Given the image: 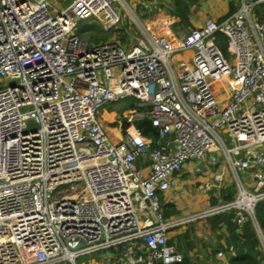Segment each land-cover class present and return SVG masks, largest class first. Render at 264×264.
I'll use <instances>...</instances> for the list:
<instances>
[{"label": "built area", "instance_id": "built-area-1", "mask_svg": "<svg viewBox=\"0 0 264 264\" xmlns=\"http://www.w3.org/2000/svg\"><path fill=\"white\" fill-rule=\"evenodd\" d=\"M258 1L239 0L229 15L162 44L126 0H70L57 10L49 0H0V264H77L99 252L104 264H181L169 232L223 212L239 228L250 220L264 256L255 216L264 200ZM123 11L140 27L134 45L77 32L81 20L115 27ZM184 51L190 62L175 65ZM126 96L138 102L113 141L98 108ZM142 119L158 130L155 146L141 136ZM191 159L215 168L199 190L218 198L230 183L235 195L165 216L160 196ZM208 264L231 263L217 249Z\"/></svg>", "mask_w": 264, "mask_h": 264}, {"label": "rangeland", "instance_id": "rangeland-1", "mask_svg": "<svg viewBox=\"0 0 264 264\" xmlns=\"http://www.w3.org/2000/svg\"><path fill=\"white\" fill-rule=\"evenodd\" d=\"M235 1L237 4L238 0ZM69 2L70 0H50L51 9L52 10L60 9L61 7L66 6ZM126 2L129 4L131 9L138 17V19L141 21V23L145 26V28L154 37V39L162 44L171 43L175 40L187 38L192 34V30L190 29H186V28L181 29L175 26L173 24L174 19L168 16L169 9H173V2H174L173 0H152V1L126 0ZM123 13L124 15L121 22L117 26L107 30L104 29L99 22L94 20H85V21L81 20L78 22L77 27L82 31L89 30L87 34L83 35V37L91 39L92 41L98 42V41H106L112 39V40H118L125 47H129L131 45H134L140 39L141 37V33L139 30L140 27L138 26L135 17H133L132 15L130 16L128 12L123 11ZM93 25H95V28H93ZM176 55L173 56V59L176 58L175 57ZM0 84L2 85L3 83ZM137 102L138 100L135 97L126 96L117 101L104 103L100 105L98 108L99 120L101 121L102 124L104 123L103 125L106 127L113 126V123L118 121L119 125L115 124L114 127L120 129L119 126L122 123V121L125 119V115L129 112V110L132 107H135L137 105ZM110 136L113 138V135L111 133ZM186 163H192L194 165L193 167L194 170H192V172H190L191 171L190 167L188 166L184 167L186 169V175L188 173L195 175L196 174L209 175L211 172L215 171V168L212 165H209L208 163L198 162L197 160L194 159H191ZM198 168L199 170H197ZM185 189H186L185 192L181 194L183 199V202L181 203L182 204L181 210H184L185 213L186 212L190 213L192 211L201 209L199 205L197 204L195 205L193 199H195L197 193L202 194V191L197 188V185L195 183H191V186L189 187L187 185ZM75 194L76 193L73 192L71 193V196ZM162 196H160L161 202H163ZM177 215L178 216L183 215L182 211ZM180 226L181 228H183V226L185 228L182 229L181 231L182 234L179 235L180 237H175L176 240H182L181 238L183 237H185V239L190 240V237H186V235H188L191 236L192 239H194V242L197 241L196 243L198 244L201 243L202 249L207 251L209 254L214 252V250L211 252L208 250L209 243H211L209 240H211L215 236L216 237L220 236L221 231L219 229L213 231L210 228L211 226L209 225L207 218L196 219L195 221H191L189 223H183L179 225V227ZM191 242L193 243V241ZM104 255H106V252L105 253L99 252L93 255H86L77 258L76 263L104 264L105 263ZM262 264H264V260Z\"/></svg>", "mask_w": 264, "mask_h": 264}, {"label": "trees", "instance_id": "trees-1", "mask_svg": "<svg viewBox=\"0 0 264 264\" xmlns=\"http://www.w3.org/2000/svg\"><path fill=\"white\" fill-rule=\"evenodd\" d=\"M173 9H169L168 16L174 20V25L181 29H194L190 21L191 7L198 2V0H173ZM257 1V0H250ZM237 8L236 3L233 0L229 1V11L225 15H229ZM224 16V17H225ZM253 16L259 20H264V0L255 2L253 6ZM221 19V18H219ZM95 28V25H93ZM91 30V29H90ZM89 31V30H88ZM88 31H82L77 28L79 35L83 36ZM91 40V39H90ZM216 43L221 47L223 52L226 54L227 41L224 34L217 32L215 36ZM118 124V121L113 123V126ZM119 125V124H118ZM137 127L141 131V136L151 141L152 145H156L158 136V130L151 124L148 119H142L136 122ZM129 126L125 120L122 121L119 128L122 133L125 132ZM235 195L232 184L225 183L220 188L219 199L229 200ZM217 197L210 196L209 203H215L218 201ZM161 210L165 216L177 215L180 213V209L176 207L173 202H162ZM232 212H223L214 216L208 217L207 221L212 229H220L224 227L227 231V241L224 250H232L233 254L230 256L231 264H262L264 260L263 252L259 246V241L256 233L250 223L249 219H246L242 226L239 228L235 222L232 221ZM255 216L259 224L264 227V200L257 202L255 206ZM186 237H189L186 235ZM169 242L174 243L173 239ZM187 247H191V241H185ZM178 248V247H177ZM179 249V248H178ZM180 250V249H179ZM181 264H190L189 261L184 258Z\"/></svg>", "mask_w": 264, "mask_h": 264}, {"label": "crops", "instance_id": "crops-1", "mask_svg": "<svg viewBox=\"0 0 264 264\" xmlns=\"http://www.w3.org/2000/svg\"><path fill=\"white\" fill-rule=\"evenodd\" d=\"M152 1V0H150ZM229 1L230 0H198L196 4H194L191 7V12H190V21L192 23L193 28H198L202 26L206 20L208 19H219L223 18L229 11ZM234 3H236L235 0H233ZM50 2V0H49ZM239 0L236 4L238 7ZM191 55V51H184L178 55H176L173 59V61L176 63L178 60L183 59L187 63L190 62L188 57ZM105 129L107 130L109 136L110 133L113 135V138L110 136V138L114 141H117L120 138V135L122 134L121 130L118 129L117 127L114 126H104ZM188 164V165H186ZM185 166L190 167L191 171L194 170L193 167L194 165L192 163H185L182 166V169L180 173L177 175V182L176 184L169 190H167L165 193H163L162 196V201L163 202H173L178 209H180V212L182 211L183 214H185L184 210H181V203L183 202L182 199V193L185 192V188L191 186V183H195L196 185L199 184V182H203L207 180V175H198V174H187L186 175V169L184 168ZM198 167V166H197ZM199 170V168L197 169ZM194 180V181H193ZM199 191V190H198ZM199 194V195H198ZM185 201V200H184ZM188 201V199H187ZM193 202L195 205H199L200 208L206 206L209 202V195L204 193L202 191L201 193H197L195 196V199H193ZM197 202V203H196ZM185 203V202H184ZM187 213V212H186ZM210 225V224H209ZM185 227L181 228L175 227L169 232V240L173 239L174 244L180 249V251L184 254V258H186L190 264H208L209 259L214 255V252L217 249H221L225 253V257L229 260L230 256L233 254L232 250H224V247L226 245L227 241V231L224 227L220 228L219 230L221 231L219 234L220 236H215L212 239L214 240H209L211 243H209V251H213V253H208L207 251L202 249V244L201 243H196L194 242V239H192L191 236L190 240L185 239V237L181 238L182 240H176L175 237H180L179 235L182 234L181 231ZM211 228V227H210ZM212 229V228H211ZM213 231L217 229H212ZM176 235V236H175ZM179 239V238H178ZM196 239V238H195ZM193 241L191 243V247H187L185 244V241ZM209 254V255H208Z\"/></svg>", "mask_w": 264, "mask_h": 264}, {"label": "bare ground", "instance_id": "bare-ground-1", "mask_svg": "<svg viewBox=\"0 0 264 264\" xmlns=\"http://www.w3.org/2000/svg\"><path fill=\"white\" fill-rule=\"evenodd\" d=\"M104 124V123H103ZM115 141V140H114Z\"/></svg>", "mask_w": 264, "mask_h": 264}, {"label": "water", "instance_id": "water-1", "mask_svg": "<svg viewBox=\"0 0 264 264\" xmlns=\"http://www.w3.org/2000/svg\"><path fill=\"white\" fill-rule=\"evenodd\" d=\"M80 246V245H79Z\"/></svg>", "mask_w": 264, "mask_h": 264}]
</instances>
